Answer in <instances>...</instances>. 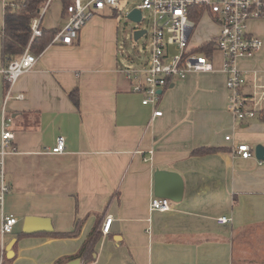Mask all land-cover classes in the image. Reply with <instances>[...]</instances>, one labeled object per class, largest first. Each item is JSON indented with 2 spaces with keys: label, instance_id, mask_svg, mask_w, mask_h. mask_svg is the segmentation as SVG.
<instances>
[{
  "label": "crops",
  "instance_id": "obj_1",
  "mask_svg": "<svg viewBox=\"0 0 264 264\" xmlns=\"http://www.w3.org/2000/svg\"><path fill=\"white\" fill-rule=\"evenodd\" d=\"M3 12L0 0V31ZM117 12H97L72 45L50 43L6 101L0 50V134L10 120L17 148L4 159L10 187L4 211L18 220L11 235H0L5 264H56L74 256L106 217L112 218L110 229L89 264H264V162L252 150L264 147V122L239 121L230 112L217 51L213 71L176 81L156 107L162 115L152 117L154 108L141 104L123 73ZM202 18L198 45L189 42L191 49L218 32L210 18ZM65 24L61 0L51 2L42 28ZM250 33L262 46L237 63L247 81L244 95L252 94L253 73L264 84V21ZM75 88L78 110L68 98ZM18 94L23 99H15ZM59 136L65 151L47 153ZM239 144L251 148L250 158L235 154ZM198 148L216 151L192 156ZM156 170L176 173L183 182L182 200L171 202L168 212L149 211ZM26 217L49 219L52 232L22 233ZM219 217L230 222L220 225ZM82 219L76 237L50 235L72 232Z\"/></svg>",
  "mask_w": 264,
  "mask_h": 264
},
{
  "label": "built area",
  "instance_id": "obj_2",
  "mask_svg": "<svg viewBox=\"0 0 264 264\" xmlns=\"http://www.w3.org/2000/svg\"><path fill=\"white\" fill-rule=\"evenodd\" d=\"M4 5L14 0H2ZM55 0H46L37 16L31 20L30 30L32 41L41 35V21L47 8ZM66 24L59 29L51 40V44L72 45L78 38L82 28L97 12L105 9L117 10L120 0H65ZM134 8L150 13L152 18V47L147 59L136 67H127L123 73L131 83V92L141 97L143 106L154 108L152 117H160L161 111L156 109L162 93L176 81L183 80L193 73L213 71V52L222 55V70L226 75V88L229 91V110L239 121L253 119L264 104V84L258 83L253 73L252 94L244 95L246 85L244 73L238 68L240 60L251 59L261 48L262 42L253 36L247 28L251 21L264 19V0H140ZM133 8V9H134ZM194 9H201L203 16L211 19L218 28L214 37L215 48L210 56L201 52H194L189 45L191 35L196 27L189 19ZM170 50L174 54L169 56ZM37 56L29 52L28 47L16 59L8 63L3 69V78L7 86L5 101L12 98V86L19 77L29 72ZM15 99H23L18 94ZM10 122V120H8ZM8 122H3L0 134V235H11L17 224L14 215L4 211L5 196L10 187L5 181L4 159L7 152H16L13 145L14 133L8 130ZM226 137L225 140H229ZM65 139L57 137L54 147L47 149L50 154H61L65 151ZM235 154L243 159L252 156L251 148L246 144H239ZM171 201L153 197L149 203L151 212H168ZM112 218L106 217L101 232L107 234ZM230 218L219 217L217 223L225 225ZM0 264H5L4 247L0 250Z\"/></svg>",
  "mask_w": 264,
  "mask_h": 264
},
{
  "label": "trees",
  "instance_id": "obj_3",
  "mask_svg": "<svg viewBox=\"0 0 264 264\" xmlns=\"http://www.w3.org/2000/svg\"><path fill=\"white\" fill-rule=\"evenodd\" d=\"M46 0H14L11 3L4 5L3 12V27L0 31L1 35V57L4 67L9 62L18 58L24 50L28 47L29 52L34 55H40L43 50L51 43V40L58 30H48L41 26V35L30 41L31 30L30 23L33 18L37 16L38 11L44 6ZM62 14L65 16V8L67 1L61 0ZM203 11L201 9H194L191 11L189 19L197 25L202 18ZM215 48L214 38L204 42L200 46L192 49L194 52H201L207 56L212 54ZM7 87V86H6ZM68 98L73 106L79 109V93L78 89H73L68 93ZM256 117L258 120L264 122V104L257 112ZM215 149L198 148L191 152L192 156H202L215 152ZM84 219L78 220L75 229L69 233H52L50 234L56 238H74L78 235ZM102 236L100 230L99 219L94 225L87 238L81 245L78 253L74 256L58 260L56 264H66L73 260H80L81 264H89L93 262L95 254V246Z\"/></svg>",
  "mask_w": 264,
  "mask_h": 264
},
{
  "label": "rangeland",
  "instance_id": "obj_4",
  "mask_svg": "<svg viewBox=\"0 0 264 264\" xmlns=\"http://www.w3.org/2000/svg\"><path fill=\"white\" fill-rule=\"evenodd\" d=\"M140 3V0H120V4L118 7V19H119V41H120V62L126 67H136L138 64L144 62L152 47L151 41V33H152V18L150 13L147 11H143V20L134 24L126 19V15L130 10H132L136 5ZM54 4V3H52ZM202 18L200 24L196 25L193 34L191 36L190 44L192 46L198 45L195 43L197 40L198 33L200 32V28L202 26ZM264 19L251 21L247 24L248 31L251 32V27L258 24V22H263ZM207 31L213 33L214 29L204 25ZM144 30L146 33L139 38L137 41L133 40L132 33L136 30ZM174 51L170 50L169 56L173 55ZM220 54H216L214 56V62L216 64L220 60ZM255 147L252 148L254 151Z\"/></svg>",
  "mask_w": 264,
  "mask_h": 264
},
{
  "label": "water",
  "instance_id": "obj_5",
  "mask_svg": "<svg viewBox=\"0 0 264 264\" xmlns=\"http://www.w3.org/2000/svg\"><path fill=\"white\" fill-rule=\"evenodd\" d=\"M126 19L134 24L142 21L141 11L134 8L128 12ZM146 31L136 29L132 33L134 41L141 38ZM254 156L258 161L264 162V147L257 145L254 149ZM154 196L162 199H167L173 203H179L183 197V182L181 177L172 172H165L156 170L154 173ZM49 233L52 232L51 222L47 218L39 217H26L23 221L22 233L35 234V233ZM14 242L8 247V251ZM66 264H81L80 260L76 259Z\"/></svg>",
  "mask_w": 264,
  "mask_h": 264
}]
</instances>
